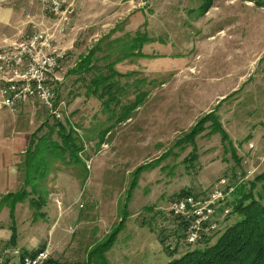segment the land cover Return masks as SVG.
Here are the masks:
<instances>
[{
  "label": "rangeland",
  "instance_id": "1",
  "mask_svg": "<svg viewBox=\"0 0 264 264\" xmlns=\"http://www.w3.org/2000/svg\"><path fill=\"white\" fill-rule=\"evenodd\" d=\"M78 3L55 39L69 51L50 82L59 121L40 104L0 109V251L49 242L51 264L84 261L119 225L108 264H165L197 245L171 200L264 171V0ZM42 19L36 0H0V46ZM109 63L117 106L91 93Z\"/></svg>",
  "mask_w": 264,
  "mask_h": 264
},
{
  "label": "built area",
  "instance_id": "2",
  "mask_svg": "<svg viewBox=\"0 0 264 264\" xmlns=\"http://www.w3.org/2000/svg\"><path fill=\"white\" fill-rule=\"evenodd\" d=\"M78 0H36L42 21L17 40L0 46V103L14 111L33 100L49 110L59 121L63 103L56 101L50 82L56 80L66 51L56 48L55 39L63 35L74 15ZM44 19L49 22L45 24ZM251 146V145H250ZM242 179V178H237ZM223 175L205 194L186 193L169 202L168 211L183 223L185 242L197 244L220 229V221L231 212L229 197L238 181ZM220 208V214L216 209ZM52 246L43 244L30 254L17 248L0 251V264H50Z\"/></svg>",
  "mask_w": 264,
  "mask_h": 264
},
{
  "label": "trees",
  "instance_id": "3",
  "mask_svg": "<svg viewBox=\"0 0 264 264\" xmlns=\"http://www.w3.org/2000/svg\"><path fill=\"white\" fill-rule=\"evenodd\" d=\"M92 56L93 51L80 55L79 65L75 70L81 68L86 70L85 63ZM107 65L110 68V74L98 72L93 75L90 84L93 88L90 89L91 93L101 98L103 103L105 101L114 102L117 106L120 105L118 95L121 94L122 87L110 81L111 74L116 72L111 70L113 68L111 63ZM57 125H59L57 131L59 137L69 139L71 130L65 129L61 123H57ZM68 143L73 145L72 142ZM261 191H264V171L250 180L247 179L235 189L230 204L231 213L238 215L234 223L221 227L203 241L197 243L192 249L186 250L182 255L172 258L165 264H264V195ZM190 193L201 195L205 194L206 191ZM176 219L178 218L176 217ZM177 222L183 236V223L180 219ZM119 231L120 227L118 225L111 231L108 238L99 245L100 251L98 252L97 249L88 251L84 261L63 264H108L102 253L115 240ZM14 240L15 237L12 233L10 241L14 243Z\"/></svg>",
  "mask_w": 264,
  "mask_h": 264
},
{
  "label": "crops",
  "instance_id": "4",
  "mask_svg": "<svg viewBox=\"0 0 264 264\" xmlns=\"http://www.w3.org/2000/svg\"><path fill=\"white\" fill-rule=\"evenodd\" d=\"M80 2H81V0H79ZM79 4L80 3H78L77 5H78V7H77V10H76V14L74 15V17L72 18V20H71V22H72V25H73V23H74V21H75V17L78 15V8H79ZM71 42H72V40H71ZM72 44V43H71ZM72 48V47H71ZM67 53H69V51L67 52L66 51V55H67ZM80 57V56H79ZM78 60H79V58H78ZM79 62V61H78ZM76 64V63H75ZM61 69V68H60ZM83 70H85V69H83ZM81 72H82V70H81ZM80 72V73H81ZM57 74H56V82L58 81L57 80ZM31 104H37V105H39L40 103L38 102V101H36V100H33V101H30V102H27V103H24V104H20L18 107H17V109L15 110V111H17L18 109H20L21 107L22 108H25L26 106H29V105H31ZM41 105V104H40ZM2 107H4V106H2L1 105V103H0V109L2 108ZM44 107V106H43ZM6 108V107H5ZM8 109V108H7ZM10 110V109H9ZM11 111V110H10ZM0 122L2 123V116L0 115ZM21 151H23V150H21Z\"/></svg>",
  "mask_w": 264,
  "mask_h": 264
}]
</instances>
